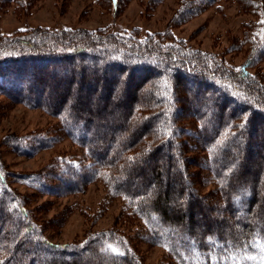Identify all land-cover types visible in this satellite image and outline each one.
Returning <instances> with one entry per match:
<instances>
[{
    "label": "trees",
    "instance_id": "obj_1",
    "mask_svg": "<svg viewBox=\"0 0 264 264\" xmlns=\"http://www.w3.org/2000/svg\"><path fill=\"white\" fill-rule=\"evenodd\" d=\"M119 2L110 0L116 9ZM219 2L181 0L173 21ZM239 2L246 11L264 4ZM253 45L237 69L169 32L38 29L0 39V94L58 117L85 151L86 158L52 162L48 181L56 185L38 174L50 192L103 181L177 264H264V81L252 71L264 47ZM193 144L200 161L187 154ZM194 164L217 183L225 213H209L215 208L199 191L203 181L193 180ZM173 185L178 194L168 206ZM91 263L144 264L112 229L81 244L44 237L0 165V264Z\"/></svg>",
    "mask_w": 264,
    "mask_h": 264
},
{
    "label": "rangeland",
    "instance_id": "obj_2",
    "mask_svg": "<svg viewBox=\"0 0 264 264\" xmlns=\"http://www.w3.org/2000/svg\"><path fill=\"white\" fill-rule=\"evenodd\" d=\"M180 1L120 0L116 9L110 0H0V39L32 35L38 29H87L136 38L169 32L174 42L215 54L237 69L253 44L258 42L259 48L264 47V4L258 10L246 11L239 0H220L195 17L174 23ZM252 71L264 81V58ZM60 125L58 117L41 108L14 103L0 94V165L10 186L23 198L35 227L57 244H81L94 232L112 229L144 264H177L166 247L151 240L147 226L135 215L130 202L121 196H109L103 181H94L82 192L71 194H56L43 187L38 174L46 176L51 186L56 185L48 181L54 160L86 158L85 151ZM191 146L194 152L189 151L188 156L200 161L201 154L194 144ZM25 148L27 152H23ZM164 157L156 158L160 161ZM196 165L192 166L193 180L203 181L199 191L215 208L209 213H225L217 183L209 171ZM166 192L169 206L178 194L176 185Z\"/></svg>",
    "mask_w": 264,
    "mask_h": 264
}]
</instances>
